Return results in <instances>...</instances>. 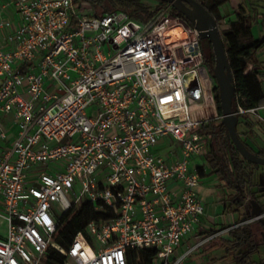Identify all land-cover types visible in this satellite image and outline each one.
Masks as SVG:
<instances>
[{"label":"built area","instance_id":"1","mask_svg":"<svg viewBox=\"0 0 264 264\" xmlns=\"http://www.w3.org/2000/svg\"><path fill=\"white\" fill-rule=\"evenodd\" d=\"M173 8L140 22L76 0L0 2V114L17 127L0 157V264H128L142 248L182 264L216 236L173 258L206 212L199 128L222 119L201 31ZM81 206L95 217L64 246L59 229Z\"/></svg>","mask_w":264,"mask_h":264},{"label":"trees","instance_id":"2","mask_svg":"<svg viewBox=\"0 0 264 264\" xmlns=\"http://www.w3.org/2000/svg\"><path fill=\"white\" fill-rule=\"evenodd\" d=\"M90 3L95 15L101 16L117 10L125 11L131 18L141 22H147L158 12V10L168 3L161 0L155 6H151L148 0H82ZM215 17L221 32L226 53L232 69L236 86V103L244 108H255L264 105V72L260 67L264 64L259 60L258 52L264 49V37L256 38L253 34V26L259 18V8L252 0L249 6L241 4L235 20H228L227 25L222 22L226 16L222 13L221 7L230 0H198ZM174 12L185 17L184 14L173 8ZM187 18V17H185ZM188 19V18H187ZM188 21H190L188 19ZM210 70L215 64L213 61L206 60ZM214 78V77H213ZM215 80V79H214ZM216 82V81H215ZM218 114L223 115L219 98V89L216 86ZM240 127V128H239ZM253 121L251 114L240 115L238 132L247 145L254 153L264 157V149L253 150L245 138L252 132ZM199 132L206 136L209 151L206 155L209 160L213 173H217L221 180L226 182L227 188L234 191L225 199L226 208L235 210L245 205L247 213L244 219L252 218L251 199L260 202L264 196V185H260L256 180L257 171L264 166L246 160L234 143L228 144L226 137V127L221 118H211L201 124ZM228 160V165L226 160ZM202 176H206L205 168L199 167ZM264 206V203H261ZM84 206L75 208L71 220L59 229L57 239L68 246L77 231L84 229L87 220L94 218L95 214L91 211L86 212ZM67 217L66 219H68ZM253 225H258L262 232H254ZM264 225L255 220L237 227L229 232V236L215 237L212 242H220L225 247L226 254L231 258V264H264V256H261V249L264 241L257 242L255 235L260 233L263 236ZM213 230L209 232L212 235ZM128 264H156L158 260V250L154 248L131 249L128 251Z\"/></svg>","mask_w":264,"mask_h":264},{"label":"crops","instance_id":"3","mask_svg":"<svg viewBox=\"0 0 264 264\" xmlns=\"http://www.w3.org/2000/svg\"><path fill=\"white\" fill-rule=\"evenodd\" d=\"M252 1L256 6H258L260 13L257 22L253 26V34L256 38H262L264 37V0ZM249 2V0H230L228 3L224 4L221 7V11L226 16V18L223 20L222 24L227 25L228 20H235L237 18V12L239 10L240 5L246 4L247 6H249ZM229 14L230 16L227 17ZM258 57L259 60L262 61V63L264 64V49L258 52ZM260 68L264 72V66ZM11 115L12 117H14L13 113L7 115L0 114V123L9 132V139H0V142L5 141L4 144L3 142L0 143V157H2L6 149L12 146L15 134L17 132V127L14 123V118L12 119V121H8V117H10ZM251 119L253 121L252 132L246 135L245 138L247 140V144L253 150L260 151L264 149V105L258 107L256 114H251ZM256 179V181L260 185H264V168H260L257 171ZM221 182V189L219 188L221 190V195H218V199L215 201V204L219 209H222V212H219V214H221L223 217L227 216L229 222L224 221L223 218L222 223H220V226H218L217 224H219V221L217 216L210 213L207 206L208 203L203 200L206 206L205 215L202 217L201 222L197 225L194 233L183 240L180 248H178L173 258L185 253L187 250H189V248L195 246L201 239L210 237L212 235H216L215 237L217 238H225L229 236V232L231 231H227L228 229L233 227L232 230H234L235 228L248 223H245L247 219H244L245 214L247 213L245 205L240 206L238 210H235V205L232 208H226L225 199L230 193L226 197L223 195L225 193L224 190L225 188H227V186L225 181L222 180ZM197 191L199 195L201 193V184L198 186ZM260 203H264V196L261 197ZM212 230L214 233L209 236L208 234ZM212 239H210L205 244L190 253L185 258L182 264H227L226 260H228V264H231V258L229 255L226 254L225 247H223L220 242L213 243Z\"/></svg>","mask_w":264,"mask_h":264},{"label":"water","instance_id":"4","mask_svg":"<svg viewBox=\"0 0 264 264\" xmlns=\"http://www.w3.org/2000/svg\"><path fill=\"white\" fill-rule=\"evenodd\" d=\"M171 4L175 9L185 15L200 31L202 45L206 58L212 60L215 56V64L211 72L219 89V98L223 111L222 123L226 127L228 144L234 143L241 155L248 161L264 166V157L252 152L241 139L238 132L240 116L237 112L236 86L225 44L215 17L198 0H161ZM252 219L264 225V206L251 199Z\"/></svg>","mask_w":264,"mask_h":264},{"label":"rangeland","instance_id":"5","mask_svg":"<svg viewBox=\"0 0 264 264\" xmlns=\"http://www.w3.org/2000/svg\"><path fill=\"white\" fill-rule=\"evenodd\" d=\"M2 1L3 0H0V2H2ZM148 3L151 6H155L157 4V2L154 0H148ZM76 8H77V11L80 13L88 14V15H95V10H94L93 6L86 1L76 0ZM7 13H9V12H7ZM229 16H230V14L227 17H229ZM223 26H225V24H223ZM13 118L14 117H12V115H11L10 117H8V121L9 120L12 121ZM1 142H3V144L5 143V141H1ZM166 145H167V141L165 139L161 140L159 142L158 146L156 147V152L160 155H166L170 151V149H172V147H174V145L173 146H166ZM225 160H226L227 166L229 167L227 158ZM191 167H193V168L204 167L206 170V176L202 177L201 193L199 194V197L201 198V200H204L206 203H208L207 206H208L210 213L217 216L218 221H219L218 222L219 224H217V225L220 226V223H222L223 218H224V221L229 222L227 216L223 217L221 214H219V212H222L221 211L222 209L221 208L219 209L215 204V201L218 199V195H221V190H220L221 187L220 186H222L221 185L222 180L220 179V177L218 176L217 173H213L212 166H211L209 160L207 159V157L202 156V157L195 158L194 160L191 161ZM224 192L225 193L223 195L225 197L229 193H234L233 190L228 189V188H225ZM246 211H248L247 208H246ZM249 220L250 219H247L245 223L251 222ZM245 223H243V224H245ZM4 226L2 227V229H5ZM252 230L256 233L262 232V229L258 225H253ZM262 234H263V236H261L260 233L255 235L257 242L264 241V232ZM261 256H264V247H262V249H261ZM226 262L228 264V260H226Z\"/></svg>","mask_w":264,"mask_h":264},{"label":"bare ground","instance_id":"6","mask_svg":"<svg viewBox=\"0 0 264 264\" xmlns=\"http://www.w3.org/2000/svg\"><path fill=\"white\" fill-rule=\"evenodd\" d=\"M180 29L179 28H175L172 32L175 33L176 35L180 34Z\"/></svg>","mask_w":264,"mask_h":264},{"label":"flooded vegetation","instance_id":"7","mask_svg":"<svg viewBox=\"0 0 264 264\" xmlns=\"http://www.w3.org/2000/svg\"><path fill=\"white\" fill-rule=\"evenodd\" d=\"M214 55V54H213ZM209 61H213V58H212V60H209Z\"/></svg>","mask_w":264,"mask_h":264}]
</instances>
